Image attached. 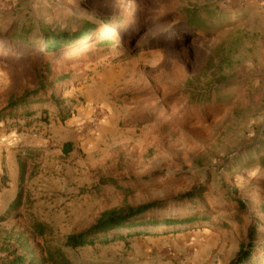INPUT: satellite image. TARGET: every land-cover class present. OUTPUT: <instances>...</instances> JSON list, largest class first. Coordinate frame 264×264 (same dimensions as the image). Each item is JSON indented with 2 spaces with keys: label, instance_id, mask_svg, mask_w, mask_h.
Listing matches in <instances>:
<instances>
[{
  "label": "rangeland",
  "instance_id": "374dc122",
  "mask_svg": "<svg viewBox=\"0 0 264 264\" xmlns=\"http://www.w3.org/2000/svg\"><path fill=\"white\" fill-rule=\"evenodd\" d=\"M216 3L243 19L212 36L194 33L183 11ZM105 17L123 19L122 27H104ZM86 23L88 41L43 51L44 32L75 33ZM28 32L42 48L11 42ZM101 39L112 46H98ZM46 65L52 79L67 77L50 92L75 103L74 114L66 122L55 108L11 118L9 100L34 89ZM227 84L232 104L191 106L195 92ZM263 154L264 0H0V264L49 247L73 264H230L254 247L246 264H264ZM20 159L26 180L13 210ZM197 187L201 202L175 205ZM234 187L247 209L225 197ZM153 201L169 203L161 216L206 210L211 222L65 246L102 212ZM37 223L51 230L32 240Z\"/></svg>",
  "mask_w": 264,
  "mask_h": 264
},
{
  "label": "trees",
  "instance_id": "16d2710c",
  "mask_svg": "<svg viewBox=\"0 0 264 264\" xmlns=\"http://www.w3.org/2000/svg\"><path fill=\"white\" fill-rule=\"evenodd\" d=\"M234 5H230L233 8ZM238 6H243L241 9H246L244 2H238ZM234 12L225 11L222 7L216 3L212 7H198L194 6L191 9L184 10V16L187 23L193 27L194 33L202 34L206 36H212L224 29L232 27L236 22L243 19L242 15H236L230 18ZM121 18L105 17L102 19L104 27L121 26ZM91 29H93L90 23H86L84 27L78 32H72L70 30H48L44 32L40 39L44 40L47 49L44 52L54 53L58 48L69 47L74 43H82L88 41L92 35ZM27 34V33H26ZM30 32L25 37H16L11 42L16 43L22 41L28 43L35 48H42L39 43L32 41L29 37ZM27 36V37H26ZM23 38V39H19ZM98 46H104L106 48L112 46L110 39H101L97 42ZM44 71V72H43ZM43 71L38 72L37 86L24 93L20 98H12L8 102L7 111L10 112L11 118H29L34 116L40 110L43 113H48L46 110L55 108L57 114L60 116L62 122L69 120L74 114L75 103H67L55 96L53 92H50V88L60 86L67 80V77L57 80L52 79L48 71V65L43 68ZM248 80L246 83H250ZM233 85L227 84L222 86H211L208 90L191 95L192 107L194 109L199 108L205 102H213L214 104H232V100L235 98L234 92L231 91ZM43 106L41 108H34L36 106ZM43 108V109H42ZM43 110V111H42ZM63 151L66 155H69L73 151L72 143H65ZM253 162V161H249ZM258 167L264 168V154L257 159ZM19 170V193L17 198L13 201L11 206L13 210H18L22 206V192L23 185L26 180V165L20 159ZM249 164V163H248ZM236 169H229L228 173L236 172ZM250 166V165H247ZM118 187V183L112 181L107 183V186ZM203 189L197 187L185 194L180 195L174 200L176 206H182L183 204L190 203L196 205L201 202ZM237 188L225 189V197L234 200L242 208L247 209L244 203L240 202L239 195L237 194ZM169 203L166 201H153L138 206H131L125 203L119 208H113L101 213L96 222L88 229L71 234L67 236L65 246L70 249H80L84 247H93L99 245L113 244L117 241L126 242L129 238L138 237L143 234V230L147 229V233L154 232L161 228H171L177 226H188L196 223H210V215L208 211L204 210L193 217H164L161 216L164 210L167 209ZM143 229V230H142ZM50 228L46 225L37 223L34 224L33 233L31 239H43L50 233ZM257 229H254L252 238H255ZM255 250L254 247L245 250L241 249L236 257L230 264H246L251 257V251ZM16 255V253H13ZM11 254L9 259L13 257ZM38 260H37V259ZM37 260V261H36ZM2 264H73L66 256V254L59 248L49 247L41 250L40 256L33 257L30 261L23 257H17L10 259Z\"/></svg>",
  "mask_w": 264,
  "mask_h": 264
},
{
  "label": "crops",
  "instance_id": "0c3cea01",
  "mask_svg": "<svg viewBox=\"0 0 264 264\" xmlns=\"http://www.w3.org/2000/svg\"><path fill=\"white\" fill-rule=\"evenodd\" d=\"M9 185V184H8Z\"/></svg>",
  "mask_w": 264,
  "mask_h": 264
}]
</instances>
